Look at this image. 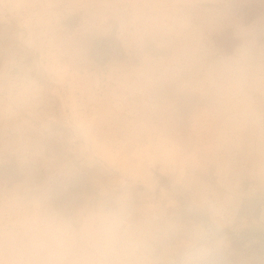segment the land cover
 <instances>
[{
    "label": "rangeland",
    "instance_id": "obj_1",
    "mask_svg": "<svg viewBox=\"0 0 264 264\" xmlns=\"http://www.w3.org/2000/svg\"><path fill=\"white\" fill-rule=\"evenodd\" d=\"M228 28L241 42L225 55ZM244 48V70L218 77ZM57 172L74 186L51 194L56 209L127 182L141 220L238 193L259 220L264 0H0V212ZM245 230L230 264H264V221L225 233Z\"/></svg>",
    "mask_w": 264,
    "mask_h": 264
},
{
    "label": "clouds",
    "instance_id": "obj_2",
    "mask_svg": "<svg viewBox=\"0 0 264 264\" xmlns=\"http://www.w3.org/2000/svg\"><path fill=\"white\" fill-rule=\"evenodd\" d=\"M210 15L216 19L221 13ZM255 27L239 34L247 39ZM248 57L249 50L241 49L220 58L214 71L220 78H234ZM16 86L29 87L23 82ZM67 175L57 172L26 187L10 201L7 213L0 212V264H230L225 229L264 221V214L258 220L242 211L250 198L245 193L233 196L227 206L202 200L182 214L159 210L141 220L127 182L71 210L53 208L48 200L63 190Z\"/></svg>",
    "mask_w": 264,
    "mask_h": 264
},
{
    "label": "trees",
    "instance_id": "obj_3",
    "mask_svg": "<svg viewBox=\"0 0 264 264\" xmlns=\"http://www.w3.org/2000/svg\"><path fill=\"white\" fill-rule=\"evenodd\" d=\"M251 17H249V19ZM224 35L227 38V43L223 45H219V48H220L219 52L224 53L225 55H228L232 53V47H235L236 45H238L241 42V39L233 35L232 30L229 28L224 31ZM72 177L76 178L74 175H72ZM73 186H74L73 183L68 182V185L64 187L63 189L68 188V187H73ZM179 200L181 201L183 205V209H184L186 207V201L184 200L183 197H180ZM183 209L180 211L181 213L183 212ZM256 234L257 232L254 230H250V231L245 230L240 234H231L232 247L243 245L246 241L254 239V236H256ZM261 241L262 243H264V235H261Z\"/></svg>",
    "mask_w": 264,
    "mask_h": 264
}]
</instances>
